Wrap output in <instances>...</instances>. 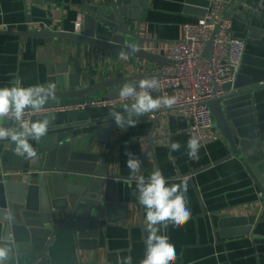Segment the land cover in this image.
<instances>
[{
    "label": "water",
    "instance_id": "obj_1",
    "mask_svg": "<svg viewBox=\"0 0 264 264\" xmlns=\"http://www.w3.org/2000/svg\"><path fill=\"white\" fill-rule=\"evenodd\" d=\"M220 1L225 3L224 16L232 22L234 37L246 42V54L235 83L224 85L225 94L207 103L228 154L199 171L236 161L263 195L261 208L251 216L231 221L223 216L216 221L213 215L209 216L214 232L219 230L223 237L234 238L250 236L256 225H264V0ZM210 2L185 0L184 14L202 17ZM141 6L138 0H92L91 4L83 1L77 6L82 14L80 30L28 29L25 32L0 31V34L18 36L20 41L44 40L53 45L54 55L62 58L57 69L56 99L44 106L45 111L100 99L115 100L125 82L159 77L163 67L175 64L165 56L145 50L147 45L167 42L143 36ZM73 44L95 50L98 67L94 69L91 65L85 75L67 76ZM132 44L137 45L139 51L131 53L128 45ZM213 46L214 38L203 54L209 62ZM122 50L129 52L127 60L119 58ZM128 60L133 63L125 62ZM128 67L138 72L132 76L122 75V70ZM156 96L159 94L153 97ZM109 109L122 111L123 107L47 113L50 114L47 135L39 142L30 141L38 154L35 162L15 155V145L10 141H0V237H7L14 248L8 264H84L81 253L88 250L89 239H96L101 222H105L103 229L114 223L116 198L111 194L117 182L135 180L104 172L117 146L110 140L114 132L121 129L109 116ZM152 115L159 112L139 117L137 123L146 122ZM38 118L35 115L31 121ZM161 121V117L153 121L151 133L145 140L148 149L142 162L152 158L157 164L155 144L167 137V133L155 136ZM9 125L18 126L6 120L5 126ZM130 128L126 126L118 139ZM103 145L111 146L105 156L100 153ZM201 209L202 214L196 220L208 215L204 207ZM7 210L14 214L11 223L3 219V212ZM139 227L144 234L143 213ZM259 239L264 241V237Z\"/></svg>",
    "mask_w": 264,
    "mask_h": 264
},
{
    "label": "crops",
    "instance_id": "obj_2",
    "mask_svg": "<svg viewBox=\"0 0 264 264\" xmlns=\"http://www.w3.org/2000/svg\"><path fill=\"white\" fill-rule=\"evenodd\" d=\"M83 1L85 4L92 3V0H0V25H6L5 30L9 32H25L28 29L74 32L76 24H82V14L77 6ZM138 2L140 6L143 5L140 14L144 16L142 34L145 38L164 42L178 41L183 37V25L198 18L184 14L185 0ZM95 55L96 51L92 48L73 44L67 76L84 74L91 65L94 69L97 68ZM61 62L62 58L54 55L53 45L44 40L26 38L20 41L18 36L0 34V87H10L17 79L23 87L56 83L57 69ZM125 62L133 63L132 60ZM137 72L136 68L128 67L121 74L132 76ZM161 123L155 136L162 137L167 133V137L155 144L157 164L152 158L142 162L148 149L145 140L153 127L150 117L146 122H139L131 127L121 140L118 136L124 129L114 132L110 142L117 146L104 172L130 177L126 153L131 152L141 161L140 171L142 170L145 178L159 168L169 185L187 182L191 219L179 229L169 225L161 233L167 234L169 242L175 245L178 256L175 264H264V241L259 239L264 237V225H256L250 236L226 238L220 235L219 230L213 231L209 217L213 215L217 221L223 216L231 221L230 219L257 213L263 202L260 190L241 171L242 168L236 161L199 171L200 168L226 157L228 151L224 142L200 148V158L189 160L186 145L190 136L186 119L172 113L168 119L162 118ZM171 142H179L180 150L172 151ZM110 150V145L100 147L103 156ZM196 171L199 173L189 176ZM135 183L117 182L114 194H111L116 198L114 223L103 229L105 222H101L96 239H89L88 250L81 253L84 264H116L117 254L121 257L130 255L132 264H139L144 257L146 233L144 231L143 234L139 226L142 213L146 226L145 209L139 203L138 193L132 195L136 191ZM201 206L208 215L196 220L202 214Z\"/></svg>",
    "mask_w": 264,
    "mask_h": 264
},
{
    "label": "clouds",
    "instance_id": "obj_3",
    "mask_svg": "<svg viewBox=\"0 0 264 264\" xmlns=\"http://www.w3.org/2000/svg\"><path fill=\"white\" fill-rule=\"evenodd\" d=\"M6 25H0V30L6 29ZM131 53L139 51L137 45H128ZM121 60L129 58L128 51L119 53ZM55 83L46 85L21 86L17 79L10 87H0V141H10L15 145L13 152L19 157H24L33 162L38 158L36 149L31 140L39 142L47 135L50 127L49 115L45 112V105L50 100L56 99ZM160 91V82L156 78H143L138 82H125L119 89L121 100H131L130 104H124L122 111L109 109V116L121 129L126 126L135 127L137 119L152 114L160 109H170L177 103L175 96L166 93L153 97V92ZM26 112H31L38 118L35 121L25 119ZM55 117L53 116L52 119ZM15 122L18 126H5V121ZM187 156L189 160H198L199 140L192 137L187 141ZM172 151H179V142H171ZM127 168L130 179L135 180L139 203L145 209V242L146 252L139 264H175L178 259L175 245L169 242L167 234H161L162 229L166 231L169 225L174 228L183 227L192 217L188 207V185L186 181L172 183L164 177L159 168L152 171L145 178L138 175L141 161L131 152H127ZM3 219L11 223L14 214L11 210L3 212ZM14 248L10 246L7 237H0V264H8L13 258ZM116 264H132V257H121L117 254Z\"/></svg>",
    "mask_w": 264,
    "mask_h": 264
},
{
    "label": "built area",
    "instance_id": "obj_4",
    "mask_svg": "<svg viewBox=\"0 0 264 264\" xmlns=\"http://www.w3.org/2000/svg\"><path fill=\"white\" fill-rule=\"evenodd\" d=\"M225 3L211 0L204 16L194 22L183 25V37L178 41L147 45L145 50L159 56H165L174 65L162 68L161 76L154 77L160 82V91L152 95L175 96L177 103L170 109L157 110L159 115H152L155 121L159 117L168 119L172 113L183 116L188 122L190 138L196 137L204 148L216 142H224L215 128L208 102L215 97H222L224 85H233L240 72L246 54V42L234 37L232 22L224 16ZM81 23L76 24V29ZM7 31V30H1ZM214 38L213 57L209 62L204 56V50ZM217 88V90H216ZM131 100L100 99L80 105H74L50 112L84 111L91 108L123 107ZM35 115L26 112L25 119ZM263 195L261 194V198Z\"/></svg>",
    "mask_w": 264,
    "mask_h": 264
}]
</instances>
